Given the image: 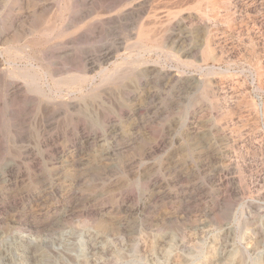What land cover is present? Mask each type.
I'll return each instance as SVG.
<instances>
[{
	"label": "rangeland",
	"instance_id": "1",
	"mask_svg": "<svg viewBox=\"0 0 264 264\" xmlns=\"http://www.w3.org/2000/svg\"><path fill=\"white\" fill-rule=\"evenodd\" d=\"M147 1L0 0V264H264V0Z\"/></svg>",
	"mask_w": 264,
	"mask_h": 264
},
{
	"label": "bare ground",
	"instance_id": "2",
	"mask_svg": "<svg viewBox=\"0 0 264 264\" xmlns=\"http://www.w3.org/2000/svg\"><path fill=\"white\" fill-rule=\"evenodd\" d=\"M140 1V0H139ZM147 1V0H146ZM157 1V0H156ZM166 1V0H165ZM171 1V0H170ZM226 2H227V0H225ZM142 2V1H141ZM148 2V1H147ZM177 2V1H176ZM224 2V1H223ZM226 2H224V4L226 3ZM239 2V1H238ZM178 3V2H177ZM176 3V4H177ZM216 3V2H215ZM241 3V2H240ZM252 3V2H251ZM250 3V4H251ZM260 3V2H259ZM259 3H257V4H259ZM162 4V3H161ZM166 4V3H165ZM220 4V3H219ZM234 4V3H233ZM254 4V3H253ZM139 5V4H138ZM175 5V4H174ZM231 5V4H230ZM235 5V4H234ZM236 5H238V4H236ZM240 5V4H239ZM249 5V4H248ZM255 5V4H254ZM260 5V4H259ZM159 6V5H158ZM161 6V5H160ZM159 6V7H160ZM173 6V5H172ZM218 6V5H217ZM217 6L215 7L213 4H212V2L210 1V0H189L188 2H185V3H182L180 6H178L177 8V11H175V12H172L171 14H172V16H176L182 9H184V7L186 8V10H190V11H196V12H198L201 16H203V17H205L206 16V14H207V10H210V12H211V14H212V16H217L218 14H220V11H219V7L217 8ZM255 6H257V5H255ZM262 6V5H261ZM171 7V6H170ZM249 7H251L250 5H249ZM258 7V6H257ZM147 8V7H146ZM153 8V7H152ZM151 8V9H152ZM154 8H156V7H154ZM176 8V7H175ZM243 8H246V7H244L243 6ZM248 8V7H247ZM225 9H226V5H225ZM231 9V8H230ZM249 9V8H248ZM258 9V8H257ZM229 10V9H228ZM128 11V10H127ZM133 11V10H132ZM138 11V10H137ZM245 11V10H244ZM130 12V11H129ZM181 14V13H180ZM158 15V14H157ZM157 15H154V16H157ZM264 16V15H263ZM198 17H199V15H198ZM260 17V16H259ZM127 18V17H126ZM202 18V17H201ZM220 18V17H219ZM233 18V17H232ZM263 18V17H262ZM116 19V18H115ZM195 19V18H194ZM204 19V18H203ZM228 19V18H227ZM231 19V18H230ZM230 19H229V21H230ZM128 20V19H127ZM158 20V19H157ZM171 20V19H170ZM211 20V19H210ZM196 21H198V20H196ZM215 21V20H214ZM216 21H217V19H216ZM157 22V21H156ZM200 22V21H199ZM217 22H219V21H217ZM225 22V21H224ZM114 23V22H113ZM187 23V22H186ZM258 23V22H257ZM146 24V23H145ZM188 24V23H187ZM216 24V23H215ZM264 24V23H263ZM219 25V24H218ZM258 25V24H257ZM256 25V26H257ZM144 26V25H143ZM142 26V27H143ZM263 26V25H262ZM253 27V26H252ZM213 29V28H212ZM264 29V28H263ZM259 30V29H258ZM255 31V30H254ZM257 31V30H256ZM250 33H251V31H250ZM257 33V32H256ZM218 34V33H217ZM214 35V34H213ZM216 35V34H215ZM219 35V34H218ZM139 38H138V40H141L142 41V39H144V38H146V36H147V33H146V31H145V29L144 28H141V30H140V32H139ZM248 36V35H247ZM261 36V35H260ZM260 36H258V37H260ZM212 37V36H211ZM219 37V36H218ZM218 37H216V38H218ZM256 37V36H255ZM257 37V38H258ZM148 38V37H147ZM172 38H173V36H172ZM215 38V39H216ZM253 38V37H252ZM256 39V38H255ZM220 40V39H219ZM218 40V41H219ZM159 41H161V39H159ZM223 41V40H222ZM226 41V40H225ZM245 41V40H244ZM136 42V41H135ZM140 42V41H139ZM260 42V41H259ZM138 43V42H137ZM158 43H160V42H158ZM224 43V42H223ZM220 44V43H219ZM134 45H135V43H134ZM133 44H131V46H134ZM162 45V44H161ZM221 45V44H220ZM130 47V46H129ZM223 48H224V46H222ZM150 50V49H149ZM155 50V49H154ZM167 50V49H166ZM152 51V50H151ZM157 51V50H156ZM159 51V50H158ZM163 51H165V50H163ZM111 52V51H110ZM117 52V51H116ZM166 52V51H165ZM168 52H170V51H168ZM114 53V52H113ZM112 53V54H113ZM146 53V52H145ZM148 53V52H147ZM152 53V52H151ZM167 53V52H166ZM165 53V54H166ZM107 54V53H106ZM109 55V54H108ZM117 55V54H116ZM138 55V54H137ZM140 55V54H139ZM152 55V54H151ZM189 55V54H188ZM205 55H206V57L207 56H210V51L207 49V50H205ZM107 56V55H106ZM113 56V55H112ZM118 56V55H117ZM223 56V55H222ZM231 56V55H230ZM167 57V56H166ZM175 57H176V55H175ZM103 58V57H102ZM125 59H127V58H124V61H125ZM167 59V58H166ZM165 59V60H166ZM177 59V58H176ZM175 58H174V60H176ZM144 60V59H143ZM169 60V59H168ZM180 60V59H179ZM209 60V59H208ZM159 61V60H158ZM189 61V60H188ZM156 62V61H155ZM166 62V61H165ZM180 62H182V61H180ZM179 62V63H180ZM158 63V62H157ZM156 63V64H157ZM163 63V62H162ZM178 63V62H177ZM155 64V65H156ZM167 64V63H166ZM165 64V65H166ZM182 64V63H181ZM184 64H185V61H184ZM191 65H192V63H190ZM142 65V64H141ZM153 65H154V63H153ZM169 65V64H168ZM186 65V64H185ZM205 65V64H204ZM119 66V65H118ZM140 66V65H139ZM188 66V65H187ZM200 66V68H201V65H199ZM261 66V65H260ZM121 67V66H120ZM194 67H195V65H194ZM118 68V67H117ZM139 68V67H138ZM149 68V67H148ZM153 68V67H152ZM151 68V69H152ZM167 68V67H166ZM180 68V67H179ZM199 68V69H200ZM204 68V67H203ZM210 68V67H209ZM212 68V67H211ZM214 68V67H213ZM216 68V67H215ZM214 68V69H215ZM150 69V68H149ZM171 69V68H170ZM176 69V68H175ZM189 69V68H188ZM198 69V68H197ZM206 69H207V67H206ZM205 69V70H206ZM99 70H100V68H99ZM116 70V69H115ZM146 70H148L147 68H146ZM262 70V69H261ZM103 71V70H102ZM102 71H100V73L102 72ZM153 71H154V69H153ZM207 71H208V69H207ZM135 72H137V69H135V68H128V69H126V70H123V71H118L114 76H112L110 79H109V81L110 82H114V83H124L125 81H123L124 79H125V76L124 75H126V76H128L129 74L131 75V74H133V73H135ZM179 71H177V73H178ZM203 72V71H202ZM182 74L184 73V72H181ZM192 73V72H191ZM102 74V73H101ZM105 74V73H104ZM176 74V73H175ZM179 74V73H178ZM187 74H189V73H187ZM106 75V74H105ZM110 75V74H109ZM168 76V75H167ZM175 77V76H174ZM181 77V76H180ZM172 78V77H171ZM263 79V78H262ZM174 80V79H173ZM189 81V80H188ZM264 81V80H263ZM178 82V81H177ZM200 82H202V81H200ZM206 82V81H205ZM221 82V81H220ZM262 82V81H261ZM185 83V82H184ZM204 83V82H203ZM142 84V83H141ZM206 84V83H205ZM214 84V83H213ZM216 84V83H215ZM221 84V83H220ZM219 85V84H218ZM243 85V84H242ZM235 86V85H234ZM254 86V85H253ZM264 86V85H263ZM224 87V86H223ZM239 87H240V85H239ZM222 89H224V88H222ZM224 90H226V89H224ZM233 93V92H232ZM228 94H229V92H228ZM225 95V94H224ZM233 95V94H232ZM234 98V97H233ZM227 100V99H226ZM228 101H230V100H228ZM254 117H256V116H254ZM257 121V120H256ZM29 254V253H28ZM35 253H33L32 255H34ZM27 256V255H26ZM39 256V255H38ZM18 257V256H17ZM16 259V258H15ZM18 259V258H17ZM34 259V258H33ZM14 260V259H13ZM38 260V259H37ZM30 261V260H29ZM34 260H32V262H33ZM41 261V264H45V262H46V260H42V259H39V262ZM23 262V261H22ZM24 263V262H23ZM22 263V264H23ZM34 264H35V262H33Z\"/></svg>",
	"mask_w": 264,
	"mask_h": 264
}]
</instances>
